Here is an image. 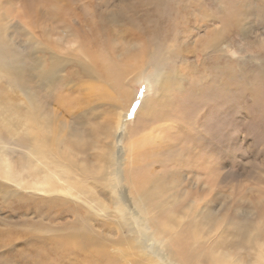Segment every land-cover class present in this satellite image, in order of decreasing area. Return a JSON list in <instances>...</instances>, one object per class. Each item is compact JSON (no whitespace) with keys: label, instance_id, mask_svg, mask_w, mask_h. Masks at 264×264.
Wrapping results in <instances>:
<instances>
[{"label":"rangeland","instance_id":"374dc122","mask_svg":"<svg viewBox=\"0 0 264 264\" xmlns=\"http://www.w3.org/2000/svg\"><path fill=\"white\" fill-rule=\"evenodd\" d=\"M164 1L155 6L154 0H146V4L151 11L154 8L158 15L164 16L165 10L169 15L171 7L183 15L175 18V23L186 25V38L181 42L183 33L171 27V38L178 39L176 43L168 41V45L174 44L183 52L177 57H171V51L166 53V63H163L156 77L153 90L149 89L143 77L136 76L134 66L125 68L120 82L127 95L119 99L114 93L116 86L113 80H109L108 86L78 72L72 65H66L64 73L58 75L49 87L41 85L34 74L33 56L38 54L24 52V26L27 23L19 16L20 0H0V21L8 23V51L14 52L17 59L14 70H0V162L7 160L17 172L21 171L24 146L20 137V117L25 89L30 90L44 107H47L46 102L51 95L64 89L67 91L63 92L72 95L71 100H78V107L85 106V110H78L75 117L77 127L82 130V139H71L69 142L72 154L77 153L79 160L84 162L86 154L98 155L92 147L93 142L100 139L103 145L104 126L113 117L115 104L128 108L131 113L127 127L135 120L139 100L157 91L159 94L149 102V116L152 118L150 124L137 132H131L128 137L134 141L146 139L149 141L148 148L150 146L166 151L159 156V160H163L162 165L154 163L150 167L146 166L140 175H157L161 181L172 184L169 191L179 198L178 204L172 208L178 212L192 200L198 207L215 212L230 208L229 215L235 213L231 220L239 221L251 206L256 212L257 209L260 211V203L264 207V98H261L264 93L262 95L256 91L255 97L246 94L245 87L236 75L241 66L255 73L264 66V20H260L259 16L264 0ZM130 4L135 5L134 0L122 4L123 10L118 15L123 20L118 26L136 32L140 27H130L127 21ZM186 4L188 8L182 9ZM69 23L72 25L71 21ZM76 25L75 20L73 26ZM210 30L212 32L208 34ZM68 34V31L60 27L55 34L50 35V39L59 40L66 36L71 40L76 39L73 33ZM117 34L114 47L118 54L124 45L141 44L142 47L147 40L144 35L137 39L134 34ZM197 35L206 39L204 51L196 43ZM215 43L217 53L225 54L218 64L226 63L227 55L231 69L235 72L230 79L221 76L217 83L211 81L213 72L210 69L204 68L199 73L196 71L202 67L201 62L209 61L210 65L213 64L205 54L211 51L207 44L213 46ZM176 85L180 89L175 88ZM224 85H231L232 88L222 89ZM254 87L260 90L261 83L255 81ZM130 95L134 102L128 107ZM146 109H149L148 106ZM169 112H173V118L178 122L162 119L168 117ZM60 115L67 120L66 115ZM201 115L202 122L198 124L197 117ZM181 127H191L195 133L198 131L197 137L177 139L178 133L183 132ZM62 133L65 134V131ZM206 161L208 165L204 164ZM20 194H23L21 185L15 187L0 178V264H108L99 253L100 249L92 247L84 238L89 235L84 215L80 218L75 215L62 218L53 216L52 220L39 211V204H29ZM256 212L246 218H252ZM95 228L100 232L99 223ZM103 234L106 237L110 235L106 230ZM66 235L71 240H63ZM216 235L213 247L238 253L244 263L253 257L252 251L246 249L242 236H238L233 226L225 235ZM59 238L62 240L59 241ZM211 244L207 242L201 246L207 248ZM195 246L191 247L192 251L199 245ZM111 254L115 256V264H126L112 250Z\"/></svg>","mask_w":264,"mask_h":264},{"label":"bare ground","instance_id":"6f19581e","mask_svg":"<svg viewBox=\"0 0 264 264\" xmlns=\"http://www.w3.org/2000/svg\"><path fill=\"white\" fill-rule=\"evenodd\" d=\"M127 1L20 0L19 16L27 23L24 26V52L38 54L33 56L37 81L49 87L58 75L64 73L66 65H72L78 72L108 86L109 80H113L116 86L114 93L120 99L127 95L120 82L122 71L131 65L135 68L136 76L143 77L149 89L153 90L156 77L167 58L166 53L171 51V57H177L183 52L174 44L168 45V41L176 43L178 39L171 38L170 28L176 27L179 33H183L182 42L187 36L184 35L187 27L183 23H175V18L182 15L176 9L171 7L169 15L167 10L164 16L158 15L154 8L152 11L149 9L146 0H134L135 5H129L127 21L130 27H140L137 30L139 32L119 27L123 19L118 12L123 10L122 4ZM161 3L165 1L154 0L155 6ZM185 8H188V4L182 9ZM260 9V20L263 21V5ZM75 20L77 25L73 26ZM228 22H231L230 19ZM7 24L6 21H0L2 71L14 70L17 62L15 53L8 51ZM60 27L68 31V35L73 33L72 36L76 39L71 40L66 36L51 40L50 35L55 34ZM119 32L134 34L137 39L144 35L147 40L142 47L141 44L124 45L122 52L118 54L114 44ZM210 32L212 30L208 34ZM196 37L199 49L204 51L206 39L199 35ZM207 47L211 51L205 55L213 64L210 65L209 61L201 62L202 67L196 69L197 73L204 68L210 69L213 72L211 81L214 83L221 76L232 78L235 72L231 69L230 58L226 55V63L220 65L219 59L225 57V54L217 53L216 43L213 46L207 44ZM236 75L243 88L245 87L246 94L255 97V92L259 91L263 95L264 66L256 73L241 66ZM255 81L261 83L260 90L254 87ZM175 88L180 89L179 85ZM229 88H232L231 85H224L222 89ZM63 91L51 95L46 102L47 107L30 90L25 89L23 93L20 137L24 146V158L21 171L17 172L7 160L0 162V178L15 187L21 185L23 194L20 197L29 204H39V211L52 220L53 216L62 218L75 215L80 218L84 215L89 234L84 238L92 247L100 249L99 253L108 264L117 263L111 250L126 264H264V207L261 203L260 211L257 209L258 214L251 206L239 221L231 220L235 213L229 215L230 208L215 212L198 207L192 200L178 212L172 208L179 202L177 194L169 191L172 184L161 181L157 175H140L146 166L150 167L154 163L162 165L163 160H159V156L166 150L150 146L148 148V140H129L128 134L148 127L152 119L149 116V102L159 92L139 100L135 120L127 127L131 113L128 108L115 104L114 115L104 126L103 145L100 139L93 142L92 147L98 155L86 154L85 162L89 163H85L79 160L77 153L72 154L69 145L71 139H82V130L77 127L75 117L78 110H85V106L78 107V100H71L72 95ZM128 98L130 107L134 101H131V95ZM147 106L149 109H146ZM60 114L66 115L67 120ZM173 117V112H169L168 117L162 119L178 122ZM202 117L203 115L197 117L198 124L202 122ZM190 128L181 127L183 132L178 133L177 139L197 137L198 131L195 133ZM105 138L108 141H104ZM204 164L208 165V161ZM254 212L257 216L246 218ZM98 223L101 233L95 228ZM231 226L237 230L238 236H242L246 249L252 251L253 257L247 263L236 252L213 247L216 234L225 235ZM105 230L110 233L109 237L103 234ZM66 236L63 240H71L69 235ZM33 240L38 241L35 238ZM60 240L62 239L59 238ZM207 242H212L210 247L201 246ZM195 245L199 246L192 251L191 247H197Z\"/></svg>","mask_w":264,"mask_h":264}]
</instances>
